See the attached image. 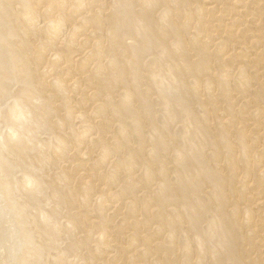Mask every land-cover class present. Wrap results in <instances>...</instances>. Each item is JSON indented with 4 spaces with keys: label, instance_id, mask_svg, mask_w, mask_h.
Segmentation results:
<instances>
[{
    "label": "rangeland",
    "instance_id": "374dc122",
    "mask_svg": "<svg viewBox=\"0 0 264 264\" xmlns=\"http://www.w3.org/2000/svg\"><path fill=\"white\" fill-rule=\"evenodd\" d=\"M144 1L132 0L133 7L124 15L125 10L116 6V0H85L89 11H82L83 6L71 0L80 13L63 19L69 29L66 35L70 36L76 25L78 28L80 25L81 31L73 35L70 52L67 49L63 52L64 58L58 63L63 61V65L57 64L51 73L49 69L56 50L49 44L51 30L47 23L50 18L40 7L44 3L0 0V158L12 165L4 179L10 182L11 204L19 211L23 208L20 216L24 217H15L0 190V237L6 234L8 240L0 239V264L11 260L9 264H16L21 251L27 256L32 249L35 255L30 253L33 260L28 255L29 264H197L196 257L209 248L226 255L217 238H211L218 221L213 212H219V205L224 202L230 203L228 211L239 204L242 233L248 238V232H252L250 241L256 245L247 257L255 260V264L258 260L264 264V0H249L248 8L251 7L253 16L245 23L246 33L242 37L245 44L239 46L237 42L238 57L231 63L225 52L230 33L225 20L229 10L213 13L208 0H189L191 5L181 0H154L158 6L143 12L140 4ZM166 3H171L167 10ZM176 3L181 5L183 14L179 19L174 18L179 15ZM238 4L239 0L232 7ZM203 7L208 14L202 13L201 19L196 18L199 17L198 9ZM95 12L102 25L85 26L82 18ZM111 12L129 17L131 30L136 35L127 34L124 25L114 31L109 18ZM167 18H173L177 26ZM144 22L151 25L157 36L162 30H167L168 36L165 43L155 40L151 50L138 51L134 55L131 52L134 45L143 41L142 33L147 30ZM107 35L113 36V40ZM193 39H197V46L191 44ZM201 42L209 43L206 50L209 62L207 60L198 70L194 66L200 63L196 49L201 48ZM39 45L45 50L37 59ZM79 48L83 49L84 56L90 51L92 54L101 52V56L90 61L84 73H78L81 68L76 63L78 67H74L71 74L78 81L77 85L66 81L67 94L55 91L57 101L51 103V108L57 110L42 116L39 94L43 89L37 85L40 81L51 84L55 73L60 75L61 69H70L68 64L82 55L77 56ZM180 51L184 52L183 58L168 55ZM112 59L116 60L114 66L110 65ZM176 64L181 67V78L175 71ZM183 64L192 67L185 69ZM229 68L232 69L231 90L226 82ZM176 85L180 88L177 98L159 91L162 86ZM136 90L142 91L145 99L142 103ZM43 94L52 96L49 90H44ZM125 94H129L132 101H128ZM20 96L25 99L19 101ZM11 101L20 103L33 122L31 132L24 131L19 143L11 141L6 132L10 128L19 131L24 127L8 119V109L14 104ZM38 120L46 124L38 127L35 124ZM82 133L91 134L93 142L78 144L76 137ZM227 142L233 146L232 151L226 147ZM37 143H44V146ZM53 146L60 147L55 150ZM242 146L248 148V152H243ZM24 174H31L39 181V190L33 197L22 187ZM162 182L167 183H164L167 190L159 188ZM197 183L202 186L199 188ZM178 200L192 203V206L202 204L204 219L197 224L193 219L194 210L182 206ZM244 217L251 219L249 226L244 225L247 220ZM13 218L15 223L11 222ZM163 218L171 225L163 222ZM18 219L25 221L22 223L26 225L23 224L30 241L37 242V245L29 242L30 250L20 251L21 238L19 240L17 233L22 223ZM17 224L19 227L15 226ZM1 233L5 234L1 236ZM198 233L202 242L196 239ZM242 233H237L240 239ZM45 234L47 236H43ZM9 240L13 244L7 247ZM199 241L204 243L205 250ZM183 248L188 249V253ZM244 249L241 246L242 253ZM60 253L65 254L64 257ZM6 257H10L8 261ZM248 259L241 258V264ZM224 264L236 263L226 259Z\"/></svg>",
    "mask_w": 264,
    "mask_h": 264
},
{
    "label": "bare ground",
    "instance_id": "6f19581e",
    "mask_svg": "<svg viewBox=\"0 0 264 264\" xmlns=\"http://www.w3.org/2000/svg\"><path fill=\"white\" fill-rule=\"evenodd\" d=\"M38 1V2H37ZM44 1V0H43ZM42 0H36V3H39V2H41V4H42V2H43ZM76 1V3L79 5L80 4V6H83V10L82 11H85V10H87V11H89V7H86V3H85V0H75ZM184 2V4H190L191 5V2L189 1V0H181V2ZM210 3H211V10H212V12L213 13H215V12H217V11H220V10H224L225 12H228V10H229V13H227V15H229L225 20H226V27L227 26H229L230 28V33L228 32V41L227 42H225V46H226V56L228 57V60H229V62L231 63V61H235V59L238 57V55L236 54L237 52H236V46H237V42H238V44H239V46L242 44V45H244L245 43H244V40L242 39V37L244 36V34L246 33V26H245V23H246V21H248L249 20V17L252 15V9H251V7L250 8H248V4H249V0H239V3L240 4H238V6L237 7H235V8H233L232 7V4L234 5V3L237 1V0H208ZM229 2V5H225V2ZM44 3V2H43ZM115 4H116V6H118L119 8L120 7H122L125 11H124V15L126 14V12H128V10L129 9H131L132 7H133V2H132V0H116V2H115ZM179 4H181V3H179ZM216 4V5H215ZM141 6H142V11L144 12V11H146V10H150V9H152V8H155V7H157L158 6V4L156 3V1H154V0H146V1H144V2H142L141 4H140ZM170 5H171V3H170ZM168 3H166L165 4V6H166V10H167V8H170L171 6H170ZM104 6V5H103ZM40 7H43V10H45V13H47L48 14V17L50 18L49 19V21H48V27L50 28V30H51V35L49 36V44L53 47V49L54 50H56V53L54 54V57L52 58V59H54V62L52 61V63H51V65H50V69L49 70H51V73H52V71L54 72L55 71V67H56V65L59 63V60H61L62 58H64V56H63V52L67 49V51L68 52H70L69 51V49L71 48V46H72V37H73V35L74 34H79V32L81 31H79V28H80V25H79V28H78V25H76L75 27L74 26H72V28L74 27V29L72 30V34H70V36L68 35H66L67 34V31H69V29L64 25V18L65 17H68L69 18V16H71V15H74L75 13H80V10L78 9V8H76V7H74L73 6V3H71V0H49L48 2H46V3H44L42 6H40ZM101 7V6H100ZM176 9H178L179 10V15L177 16V17H174V18H181L182 17V11H181V5L179 6L177 3H176ZM117 8V7H116ZM35 9V8H34ZM107 9V8H106ZM112 10V9H111ZM211 10H209L210 12H211ZM208 10H207V8H201V9H198V15H199V17H196V18H200L201 19V17H200V15L202 14V13H205V14H208V12H207ZM143 12H140V14L141 13H143ZM186 14L187 15H190V12L189 11H187L186 12ZM3 15V14H2ZM119 14H117V12L116 13H114V12H111L110 14H109V18H110V20L112 21V23H111V25H112V29L115 31V30H117V29H119V28H121V25H124V27H126V33L127 34H130V35H136L135 33H133L132 32V30H131V22H130V19H129V17H127V18H123L122 17V15H119ZM170 15V14H169ZM212 15V14H211ZM22 16V15H21ZM253 16V15H252ZM255 16V15H254ZM256 16H257V14H256ZM169 17H171V16H169ZM207 17V16H206ZM123 18V19H122ZM190 18V17H189ZM164 19H166V18H164ZM168 19V18H167ZM172 21V23H174V20H173V18H170ZM170 19H168V20H170ZM253 19V18H252ZM143 20V19H142ZM189 20V19H188ZM256 20V22H257V20H258V17L255 19ZM101 21L102 20H100V18H99V16L96 14V12L95 13H92L91 14V16L89 15V17L88 16H84L83 18H82V21L81 22H83V24L85 25V26H90L91 25V23H94L96 26H98V27H100V25H102V23H101ZM124 21V22H123ZM175 21H176V19H175ZM201 21V20H200ZM199 21V23L198 24H200V25H202V23ZM35 22V21H34ZM40 22V21H39ZM73 22V21H72ZM186 22V21H185ZM223 22V21H222ZM32 23V22H31ZM123 23V24H122ZM145 23V22H144ZM188 23V22H187ZM185 24V27H187V25L188 24ZM190 23H192V21H190ZM261 23V22H260ZM27 24V23H26ZM38 24V23H37ZM36 24V25H37ZM175 25H174V27H176L177 26V24L176 23H174ZM145 26L144 27H146L145 29H147L144 33H142L144 36L142 37V40L143 41H141V42H139L138 44H131V45H134V47H133V51H131V52H133V54L134 53H137L138 51L139 52H143V51H148V50H151V48H152V44H153V42L156 40V41H160L161 43H165V40L167 39V36H168V31L167 30H162L160 33V35L159 36H157V34L153 31V29L151 28V25L149 24V23H145L144 24ZM34 27L36 28V26L34 25ZM191 27H192V25H191ZM198 28V27H197ZM23 29V28H22ZM199 29V28H198ZM49 30V31H50ZM110 30V29H109ZM47 31V30H46ZM1 32V31H0ZM5 32V31H4ZM110 32H111V30H110ZM213 32V31H212ZM71 33V32H70ZM108 33V32H107ZM37 34V33H36ZM47 34H48V32H47ZM89 34H91V33H89ZM109 35V34H108ZM107 35V36H108ZM200 35V34H199ZM46 36H48V35H46ZM66 36L68 37V38H66ZM81 36V35H80ZM157 36V38H155ZM182 37V33L180 34V38ZM186 37V36H185ZM198 37V36H197ZM74 38V37H73ZM99 38V37H98ZM179 38V39H180ZM191 38V37H190ZM237 38H239V41H237ZM78 39V38H77ZM87 39V38H86ZM108 39H110V40H113V36H111L110 35V38H109V36H108ZM107 39V40H108ZM48 40V39H47ZM190 40H192V39H190ZM197 39H193V41H191V44H193V45H195V46H197L196 45V41ZM243 40V41H242ZM40 42V41H39ZM214 42V41H213ZM229 42V43H228ZM98 43V42H97ZM96 43V44H97ZM104 42H102V44H103ZM22 44V43H21ZM109 43H107V45H108ZM207 44H209V43H206V42H201V48H199V49H196V51L199 53V56H200V63H198L196 66H194V67H196V69H198V70H200V69H202V67H203V64L208 60V55H207V53H206V50L208 49L207 48ZM18 45V44H17ZM20 45V44H19ZM171 45V44H170ZM241 45V46H242ZM40 46V45H39ZM60 46H62V47H60ZM96 46V45H95ZM130 46V45H129ZM233 46H234V50H233ZM19 47V46H18ZM21 47V46H20ZM81 47V46H80ZM84 48V47H83ZM40 49H41V46H40ZM43 49V48H42ZM39 50V52H38V55H37V59H39V57H41L43 54L42 53H44V50ZM47 49V48H46ZM136 50V51H135ZM173 50H177V48L175 49V48H173ZM180 50V49H179ZM214 50H216V48L214 49ZM213 50V51H214ZM47 51V50H46ZM57 51H58V53H57ZM76 51H78L77 52V56L79 55V54H81L82 53V55L80 56V59H74V60H72L71 62L73 63V64H68V67L70 68V69H68V70H64V69H61V72H60V75L59 74H56L55 73V76L51 79V84L49 83L48 85L45 83L44 84V82L43 83H41V81H40V84L39 85H37V86H39V89L40 88H42L43 89V91L39 94V98H41V100H42V108H41V110H43L44 111V113L42 114V116H44V115H48V114H50V113H52V111L53 110H57L56 108H51V103H56V95H58V94H56L55 93V91H58L60 94H67V89L65 88L66 87V81H68L70 84L71 83H75V85H77V80L74 78V75H72L71 73V70L72 69H74V67H76L77 65H76V63L78 64V66H80V68H81V70H79V72L78 73H84L85 72V66H87V67H89V65L91 64V62L92 61H95L97 58H100V56H101V52H95V53H93L92 54V52L90 51V53H87L86 54V56H84V52H83V49L82 48H79V50H77L76 49ZM178 51V50H177ZM219 51V50H218ZM42 52V53H41ZM94 52V51H93ZM209 52V51H208ZM47 53V52H46ZM125 54V53H124ZM183 54H184V52H182V51H180V52H178V53H173V54H168L170 57H173V58H176V57H179V58H183ZM219 54V53H218ZM73 54H71L70 53V57L72 56ZM76 55V54H75ZM122 55V54H121ZM126 55V54H125ZM135 55V54H134ZM137 55V54H136ZM47 56V55H46ZM138 56V55H137ZM141 56V55H140ZM131 59V58H130ZM63 60V59H62ZM133 60V59H132ZM45 61H46V59H45ZM91 61V62H90ZM109 61V60H108ZM107 61V62H108ZM130 61V60H129ZM244 61V60H243ZM115 62H116V60H115ZM115 62H114V59H112L111 60V62H110V65L111 66H114L115 65ZM131 62H133V61H131ZM135 62V65H137V59L134 61ZM208 62H209V60H208ZM216 62V61H215ZM38 63V62H37ZM109 63V62H108ZM107 63V65H109ZM130 63V62H129ZM229 63V64H230ZM62 65H63V61H62V63H61ZM61 64H58V65H61ZM169 64V63H168ZM96 65V64H95ZM77 66V67H78ZM157 66V65H156ZM176 66V67H175ZM174 66V68H175V71L177 72V74H178V76H179V78H181V76L183 75V73H182V70L180 69L181 67L179 66V64H176ZM129 67V66H128ZM183 67L186 69H190L192 66L191 65H187V64H183ZM157 69H158V67H156ZM95 69V68H94ZM93 69V70H94ZM154 70H155V68H153ZM230 70H229V74L228 73H226L227 74V79H226V82H227V88L228 89H232L231 87H232V81H231V68H229ZM96 71H98L99 72V69L98 68H96L95 69ZM94 70V71H95ZM153 70V71H154ZM162 70V69H161ZM161 70H160V74H162L161 73ZM48 71V70H47ZM158 71V70H157ZM157 71H155L156 73H157ZM28 72V71H27ZM148 72V71H147ZM165 72V71H164ZM212 72H213V70H212ZM46 73V72H45ZM241 73V72H240ZM49 74V73H48ZM149 74V73H148ZM165 74V73H164ZM233 74V73H232ZM18 75V74H17ZM163 75V74H162ZM162 75H161V77H162ZM166 75V74H165ZM164 75V76H165ZM1 76H4V75H1ZM44 76V75H43ZM160 76V75H159ZM163 76V77H164ZM187 76V75H186ZM223 77V76H222ZM80 78V77H79ZM89 78V77H88ZM112 78H114V77H112ZM155 78V77H154ZM242 78V77H241ZM89 79H91V78H89ZM115 79V78H114ZM34 80V79H33ZM112 80V79H111ZM167 80V79H166ZM166 80H164L165 82H166ZM224 80H225V76H224ZM134 81V80H133ZM139 81V80H138ZM125 82V81H124ZM135 82V81H134ZM133 82V83H134ZM169 83H171L170 81H169ZM169 83H167L168 85H169ZM135 84V83H134ZM134 84H132V85H134ZM178 84H180V83H178ZM137 85V84H136ZM182 85V84H181ZM135 86V85H134ZM167 86V85H166ZM164 87V86H162L160 89H159V91H161V92H163V93H167V92H169V94H171L172 96H174V97H178L179 96V90H180V88H179V86H168V87ZM136 87V86H135ZM241 87V86H240ZM239 87V88H240ZM147 88V87H146ZM242 88V87H241ZM136 89V88H135ZM138 89V88H137ZM148 89V88H147ZM44 90L46 91H50L51 92V94H52V96L51 97H49L48 95H45V94H43V92H44ZM149 90V89H148ZM79 91V90H78ZM137 92H138V94H139V99H140V101H141V103H142V101H144L145 99L143 98V96H142V91L140 92V91H138V90H136ZM70 92V91H69ZM147 92V91H146ZM149 93V92H148ZM125 95H127V94H125ZM94 96V95H93ZM18 97H19V95H18ZM130 95L128 94L127 96H126V99L129 101V100H131L130 99ZM34 98V97H33ZM105 98H107V96L105 97ZM2 99V98H1ZM23 99H25V98H22L21 99V96H20V100H19V98L17 99V100H19V101H21V100H23ZM34 99H36V97L34 98ZM109 99V98H108ZM32 101H34L33 99H31ZM126 100V101H127ZM132 101V100H131ZM14 102V104H12V106L11 107H9V109H8V119L11 121V123L13 122V123H19L20 125H22V126H24V127H21V130H15L14 128L12 129V128H10L8 131H6V132H8L9 134V136H8V138H11V141H13V142H15V143H19V142H21L22 141V137H23V132L24 131H30V130H32V125H33V122H32V119H30V118H28V116H29V114H28V116L26 115V112L23 110V108H22V106L20 105V103H18L17 101H11V103H13ZM125 102V101H124ZM23 104V103H22ZM60 106V105H59ZM101 106V105H100ZM123 107V106H122ZM100 108H102V106L100 107ZM98 109H99V107H98ZM112 109H114V107H112ZM130 111V110H129ZM42 112V111H41ZM49 112V113H48ZM34 114H37L36 112H34ZM37 119H39V118H37ZM110 119V118H109ZM111 120V119H110ZM40 121H41V119H40ZM81 121H83V120H81ZM58 123H59V121H57ZM84 122V121H83ZM35 124H37L38 125V127L41 125V124H43V125H45L46 124V122L45 121H43V123H39V120L38 121H36V123ZM60 125V124H59ZM199 125V124H198ZM14 126V125H13ZM61 126H63V125H61ZM10 127V126H9ZM37 128V127H36ZM35 127H34V129H36ZM8 129V128H7ZM136 130V129H135ZM84 131V130H83ZM82 131V132H83ZM121 131V130H120ZM5 132V133H6ZM31 132V131H30ZM124 131H121V133H123ZM140 133V132H139ZM7 134V133H6ZM5 134V135H6ZM29 134V133H28ZM27 134V135H28ZM32 134V133H31ZM6 136V137H7ZM30 136V135H29ZM100 137H102V136H100ZM30 138V137H29ZM7 139V138H6ZM26 139V138H25ZM9 140V139H8ZM47 140V139H46ZM56 140V139H55ZM76 140H77V142H78V144H80V145H88V144H90V143H92L93 142V138L91 137V134H85V133H82V134H80V135H78L77 137H76ZM41 141V140H40ZM53 142H55V143H57L58 144V142H56V141H53ZM28 143V142H27ZM229 142H227L226 144L228 145V146H226V147H228V149H230L231 151L233 150V146L230 144H228ZM29 144V143H28ZM27 144V145H28ZM37 144H39V143H37ZM36 144V145H37ZM44 144V143H43ZM42 143L41 144H39L40 146L41 145H43ZM53 144V143H52ZM225 144V145H226ZM10 145V144H9ZM38 145V146H39ZM51 145V144H50ZM59 145V144H58ZM93 145V144H92ZM23 146V145H22ZM39 146V147H40ZM44 146V145H43ZM62 146V145H61ZM66 146V145H65ZM54 147V146H53ZM58 147V146H57ZM60 147V146H59ZM58 147V148H59ZM67 147V146H66ZM243 147V152H248V148L246 149L244 146H242ZM11 148V147H10ZM58 148H55L54 147V149L56 150H58ZM241 148V147H240ZM12 149V148H11ZM41 149V148H40ZM51 149H53V148H51ZM53 149V150H54ZM61 149V148H60ZM235 149H236V147H235ZM72 150V149H71ZM71 150H69V151H71ZM15 151V150H14ZM40 152H41V150H40ZM55 152V151H54ZM58 152V151H57ZM105 152V151H104ZM26 153V152H25ZM25 153H24V155H25ZM37 153V152H36ZM14 154H16L15 152H14ZM104 154V153H103ZM28 154H26L25 156H27ZM100 155H102L101 153H100ZM35 156V155H34ZM52 156V155H51ZM102 156H104V155H102ZM18 157V156H17ZM30 157H31V155H30ZM53 157V156H52ZM199 157V156H198ZM257 156H255V158H256ZM27 158H29V157H27ZM27 158H26V161H27ZM110 158V157H109ZM17 159V158H16ZM30 159V158H29ZM38 159V158H37ZM44 159V158H43ZM54 159H55V157H54ZM183 159H186L187 160V158H184L183 157ZM36 160V159H35ZM39 161H40V159H38ZM101 160H102V157H100V162H101ZM179 160V159H178ZM231 160V159H230ZM108 161V160H107ZM188 161V160H187ZM42 162V161H41ZM59 162H61V161H59ZM58 162V163H59ZM248 162V161H247ZM260 162H261V160H260ZM31 163V162H30ZM44 163V162H43ZM29 164V163H28ZM34 164V163H33ZM113 164H115L114 162H113ZM228 164V163H227ZM11 166L12 165H10L9 163H7V162H5L4 160H2L1 158H0V190H1V192H2V194H3V198H4V200L7 202V204H8V206H9V209H11L13 212H14V214H15V217H18V216H20V212L23 214V208H20V211H19V208H15L14 207V204L12 205L11 204V197H10V189H9V186H10V182L8 183L7 182V180H5L4 179V176L6 175V173L11 169ZM31 166V165H30ZM50 166V165H49ZM59 166V165H58ZM246 166V165H245ZM248 166V165H247ZM247 166L245 167V168H247ZM38 167L40 168V166H39V164H38ZM114 168V167H113ZM232 168H233V165H232ZM4 169V170H3ZM112 170V169H111ZM114 170V169H113ZM250 170V169H249ZM45 171V170H44ZM113 172V171H112ZM63 175V174H62ZM100 175V174H99ZM244 175H246V173L244 174ZM58 176V175H57ZM59 176H60V174H59ZM54 178L56 177V176H53ZM64 177V175L62 176V178ZM251 177V176H250ZM57 178V177H56ZM56 178H55V180H56ZM62 178H59V179H62ZM65 178V177H64ZM110 179V178H109ZM261 179V178H260ZM20 180V179H19ZM9 181V180H8ZM109 181H111V180H109ZM262 181V180H261ZM59 182H61V180L60 181H58L57 180V183H59ZM21 183H22V187H23V189L25 190V192L27 193V194H29L31 197H33V195L36 193V192H38V190H39V181H38V179L37 178H35L33 175H31V174H24L22 177H21ZM62 183L64 184V182L62 181ZM66 183V182H65ZM164 183H166V182H162L161 184H160V186H159V188L161 187V189L162 190H167V187L165 186V184ZM68 184V183H67ZM66 184V185H67ZM135 184V183H134ZM133 184V185H134ZM167 184V183H166ZM179 185H182V184H180V182H179ZM195 185V184H194ZM194 185H193V188L192 189H195L194 188ZM197 185H198V187L199 186H202V184H198L197 183ZM60 186V185H59ZM137 187V186H136ZM200 188V187H199ZM202 188V187H201ZM112 190V189H111ZM170 191V190H169ZM262 191V190H261ZM181 193V192H180ZM264 193V192H263ZM166 195L167 194H170V192L169 193H165ZM26 195V194H25ZM55 195V194H54ZM54 195H53V197L52 198H54ZM85 196V195H84ZM184 196H185V194H184ZM181 197V196H180ZM27 198H29V196L27 195ZM73 198V197H72ZM79 198V197H78ZM85 198V197H84ZM183 198V197H182ZM31 199V198H30ZM86 199V198H85ZM29 200V199H28ZM33 200V199H32ZM53 200V199H52ZM179 201V203L182 205V206H190L191 208L189 209V210H191V209H193L192 211L194 212L193 213V219L195 218L196 219V222H197V224H199L203 219H204V216H203V210H204V208H201L200 207V205H202V204H196V205H193L192 206V203L191 204H189V203H184L183 201H180V200H178ZM30 202H33V201H30ZM223 202V201H222ZM84 203V202H83ZM164 203V202H163ZM217 203V202H216ZM220 203V202H219ZM219 203H217V204H219ZM224 203H226V202H224ZM221 204V205H219L220 206V211L219 212H213L214 214H213V216H214V218H216L218 221L216 222V226L214 225V231H212V233H211V238H217V241H219V245H220V249H221V251H226V255L224 256V253L225 252H223V253H220V250L219 251H211L210 250V248L209 249H207V250H205V245H204V243H201L202 241H201V239L199 238L198 239V237H199V233H198V236H197V238L196 239H198V240H200L198 243H201L202 245H201V247H202V249L203 250H205V254H201V256H197L196 258V260H197V264H224V262H225V260L226 259H230V260H232L234 263H236V264H241V262H240V260H241V258L242 259H245V258H247L248 259V257L247 256H249L250 254H251V252H253L254 251V249H255V244L254 243H252L251 244V242L253 241V240H251L250 241V237H251V235H252V232H248V235H249V237L247 238V236L246 237H244V234L242 233V227L240 226V222H239V220H240V211H239V204L238 203H236V205H232L233 207L231 208V210L230 211H228V209H227V207H230V203L229 204ZM160 205V204H159ZM165 205V204H164ZM163 204H162V206H164ZM175 205V204H174ZM177 205V204H176ZM22 206V205H21ZM165 206H167V204L165 205ZM203 206V205H202ZM263 206H264V204H263ZM20 207V206H19ZM55 208H56V206H55ZM175 208V207H174ZM146 209V208H145ZM145 209H144V212H143V210H141L143 213H145ZM160 210V209H159ZM183 210H184V208H183ZM8 212V211H7ZM189 212H191V211H189ZM248 212L249 213H251L249 210H248ZM247 211H245L244 213L246 214L247 213V215L249 214ZM160 213H161V211H160ZM159 213V214H160ZM185 213V212H184ZM146 214V213H145ZM169 214H171V213H169ZM245 214H243V216H246ZM10 215V214H9ZM155 215H157V213H155ZM250 215V214H249ZM40 216H42L41 214H40ZM152 216H153V214H152ZM166 216V215H165ZM164 216V217H165ZM168 216V215H167ZM170 216V215H169ZM1 217V216H0ZM14 217V216H13ZM21 217V216H20ZM45 217V216H44ZM43 217V219H46V217L44 218ZM21 218H24V217H21ZM41 218V217H40ZM179 218V217H178ZM177 218V219H178ZM246 217H244V219H245ZM248 218V217H247ZM246 218V219H247ZM4 219V218H3ZM8 219V218H7ZM42 219V218H41ZM164 219V221L163 222H167V225H171V222L170 221H168L167 220V218H163ZM168 219H170L169 217H168ZM210 219V218H209ZM245 219V220H246ZM19 221H21V223H22V220L23 219H18ZM159 220V219H158ZM160 220H162L161 219V216H160ZM171 220V219H170ZM175 220V219H174ZM245 220H244V222H245ZM250 218L249 219H247L246 220V224H244L245 226H249V223H250ZM0 221H2L1 219H0ZM14 221V218L12 219V221L11 222H13ZM24 221V220H23ZM41 221V220H40ZM179 221H180V219H179ZM183 221V220H182ZM254 221V220H253ZM25 222V221H24ZM195 222V221H194ZM193 222V223H194ZM244 222H242V223H244ZM13 223H15V221L13 222ZM21 223H19L18 222V224L20 225ZM160 223V222H159ZM170 223V224H169ZM192 223V224H193ZM18 224L17 225H15V226H17V227H19L18 226ZM23 224L24 223H22L21 224V226H20V229L18 228V230H20V232L19 233H17V235H19L20 237H19V240H20V238H21V242H20V251H21V249L23 250V249H29L30 248V246H29V242H31L30 241V234H29V232H28V230L27 229H25L24 228V226H26L25 224H24V226H23ZM192 224H191V226H192ZM195 224V223H194ZM194 224H193V226H194ZM238 224V225H237ZM236 225H237V227H236ZM259 225V224H258ZM262 225V224H261ZM13 226V225H12ZM15 226H14V228H15ZM53 226V225H52ZM197 227V226H196ZM12 228V227H11ZM55 227H53V229H54ZM190 228H193V227H190ZM160 229V228H159ZM212 229V228H211ZM16 230V229H15ZM15 230H13V231H15ZM55 230V229H54ZM170 230V229H169ZM192 230V229H191ZM217 230V231H216ZM4 231V230H3ZM17 231V230H16ZM160 232H161V230H159ZM193 231V230H192ZM191 231V232H192ZM173 232V231H172ZM172 232H171V234H172ZM200 232V231H199ZM238 232H240V233H242L241 235H242V238L240 239V237L238 236ZM10 233V232H9ZM12 233V232H11ZM16 233H14V234H16ZM152 233V232H151ZM156 233H158V235H160V233L158 232V231H156ZM170 233V232H169ZM210 233V232H209ZM2 234L3 233H1V236H2ZM5 234V233H4ZM3 234V235H4ZM53 234V233H52ZM6 235V234H5ZM5 235L3 236L5 239L7 238V237H5ZM9 235V234H8ZM7 235V236H8ZM197 235V234H196ZM13 237L12 238H14V235H12ZM43 236H47L46 234L45 235H43ZM149 236H152V235H149ZM209 236V235H208ZM2 237V238H3ZM11 237V236H10ZM16 237V236H15ZM18 237V236H17ZM50 237V236H49ZM169 237H170V235H169ZM172 238L174 237V236H171ZM1 237H0V239H2ZM3 238V239H4ZM220 238V239H219ZM4 239V240H5ZM8 239H9V237H8ZM17 239V238H16ZM53 238H51V240H52ZM152 239V238H151ZM7 240V239H6ZM12 240V239H11ZM15 240V238L13 239V241ZM46 240H47V238H46ZM150 240V239H149ZM170 240V238L168 239L167 238V241H169ZM197 240V241H198ZM0 241H2V240H0ZM8 241V240H7ZM12 241V242H13ZM17 241V240H16ZM41 241V240H40ZM45 241V240H44ZM166 241V240H165ZM166 241V242H167ZM171 241V240H170ZM211 241V240H210ZM15 242V241H14ZM19 242V241H18ZM33 242V241H32ZM54 242V241H53ZM74 242V241H73ZM72 242V243H73ZM34 243V242H33ZM39 243V242H38ZM71 243V242H70ZM79 243V242H78ZM0 244H1V242H0ZM3 244H4V242H3ZM9 244H10V240H9ZM9 244H6L7 245V247L8 246H12L11 244H13V243H11L10 245ZM16 243H14V245H15ZM34 244H36L37 245V242H35ZM43 244V243H42ZM45 244V243H44ZM80 244V243H79ZM78 244V245H79ZM46 245V244H45ZM72 245V244H71ZM71 245H69V247L71 246ZM73 245H74V243H73ZM176 245V244H175ZM187 245V244H186ZM200 245V244H199ZM16 246H18V244L16 245ZM28 246H29V248H28ZM40 246H42V245H40ZM52 246H54V245H52ZM159 246V244H157V247ZM241 246H244L245 247V249H244V252L242 253V251H241ZM247 246L248 247H250V249H248L247 248ZM0 247L2 248V244L0 245ZM15 247V246H14ZM37 248H38V246H36ZM150 247V246H149ZM213 247V246H212ZM11 248V247H10ZM41 248V247H40ZM54 248V247H53ZM52 248V249H53ZM151 248V247H150ZM164 248V247H163ZM187 248V247H186ZM214 248V247H213ZM13 249V248H12ZM14 249H16V247L14 248ZM14 249H13V251H14ZM18 249V248H17ZM16 249V250H17ZM30 249H32V248H30ZM29 249V250H30ZM43 249V248H42ZM42 249H41V251H42ZM66 249V248H65ZM158 249H159V247H158ZM157 249V250H158ZM170 249L172 250V248L170 247ZM177 249V248H176ZM185 248H183V250H184ZM197 249H198V247H197ZM202 249H199L200 250V253H201V250ZM24 250V251H25ZM28 250V253L30 252ZM67 250V249H66ZM156 250V249H155ZM164 250V249H163ZM166 250H169V249H166ZM183 250H180L181 252L183 251ZM215 250H217V249H215ZM7 251V250H6ZM5 251V252H6ZM9 251V250H8ZM7 251V252H8ZM27 251V250H26ZM32 252H30V253H33V251H34V249H32L31 250ZM37 251V250H36ZM44 251V250H43ZM47 251V250H46ZM173 251H174V249H173ZM175 251H177V250H175ZM185 252L186 251H188V249H185L184 250ZM11 252V249H10V251H9V253ZM181 252H180V254H181ZM8 253V254H9ZM27 253V252H26ZM28 254L29 256L31 255V254ZM38 253H41L39 250H38ZM45 253H47V252H45ZM44 253V254H45ZM166 253H168V251L166 252ZM183 253V252H182ZM186 253H188V252H186ZM185 253V254H186ZM61 254V253H60ZM12 256V254L10 253L9 254V256ZM19 256H17L18 258H17V261H16V264H29L30 262H29V260H28V258H29V256L27 257V256H25V254L24 253H22V251H21V253H19L18 254ZM33 255H35L34 253H33ZM32 255V256H33ZM46 255V254H45ZM61 255H63V257H64V255L65 254H61ZM158 255V254H157ZM166 255V254H165ZM187 255V254H186ZM191 255V254H190ZM203 255V256H202ZM10 256V257H11ZM60 256V255H59ZM181 256V255H180ZM193 256H194V254H193ZM8 257V256H7ZM6 257V259H7V261L9 260V258H7ZM13 257H14V255H13ZM11 258V259H14V258ZM35 256H33V258H34ZM62 257V256H61ZM77 257V256H76ZM41 258V257H40ZM45 258V257H44ZM256 258H257V256H256ZM5 259V260H6ZM29 259H32L31 258V256H30V258ZM38 260L37 259V257L36 258H34V260ZM165 259H166V257H165ZM255 259V258H254ZM258 259V258H257ZM256 259V260H257ZM33 260V259H32ZM42 260V259H41ZM60 260V259H59ZM173 260V259H172ZM6 261V262H7ZM12 261V260H11ZM11 261H8V263H3V264H9V262H11ZM31 261V260H30ZM63 261H64V259H63ZM29 262V263H28ZM33 262V261H32ZM31 262V263H32ZM35 262V261H34ZM41 262V261H40ZM196 262V261H195ZM261 261H257V264H261L260 263ZM52 263V262H51ZM54 263V262H53ZM167 263V262H166ZM184 263H188V262H185L184 261ZM256 263V261L254 260H249L248 259V261L246 262V263H244V264H255ZM13 264H14V262H13ZM33 264V263H32ZM36 264V263H35ZM46 264V263H45ZM159 264V263H158ZM168 264V263H167Z\"/></svg>",
    "mask_w": 264,
    "mask_h": 264
}]
</instances>
